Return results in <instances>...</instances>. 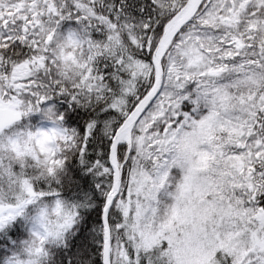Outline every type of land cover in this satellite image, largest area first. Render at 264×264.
I'll return each mask as SVG.
<instances>
[{
	"label": "snow or ice",
	"instance_id": "obj_1",
	"mask_svg": "<svg viewBox=\"0 0 264 264\" xmlns=\"http://www.w3.org/2000/svg\"><path fill=\"white\" fill-rule=\"evenodd\" d=\"M0 264H264V0H0Z\"/></svg>",
	"mask_w": 264,
	"mask_h": 264
}]
</instances>
